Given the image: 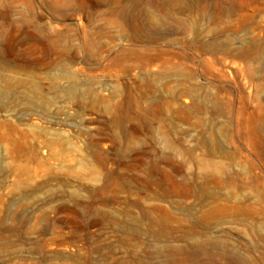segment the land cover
<instances>
[{
    "label": "rangeland",
    "instance_id": "374dc122",
    "mask_svg": "<svg viewBox=\"0 0 264 264\" xmlns=\"http://www.w3.org/2000/svg\"><path fill=\"white\" fill-rule=\"evenodd\" d=\"M235 257L264 264V0H0V264Z\"/></svg>",
    "mask_w": 264,
    "mask_h": 264
},
{
    "label": "bare ground",
    "instance_id": "6f19581e",
    "mask_svg": "<svg viewBox=\"0 0 264 264\" xmlns=\"http://www.w3.org/2000/svg\"><path fill=\"white\" fill-rule=\"evenodd\" d=\"M202 243H203V241H202ZM210 260H211V262H210L211 264H217L213 259H210ZM242 262H243V260H241L239 257H237V258L235 257V258H233L232 262L229 264H241Z\"/></svg>",
    "mask_w": 264,
    "mask_h": 264
}]
</instances>
